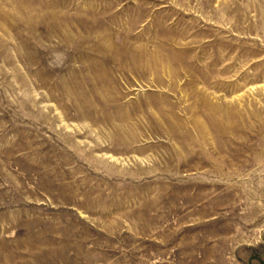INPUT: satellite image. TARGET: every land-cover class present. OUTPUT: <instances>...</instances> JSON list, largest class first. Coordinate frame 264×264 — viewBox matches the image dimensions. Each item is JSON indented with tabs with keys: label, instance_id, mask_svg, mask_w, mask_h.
Instances as JSON below:
<instances>
[{
	"label": "rangeland",
	"instance_id": "obj_1",
	"mask_svg": "<svg viewBox=\"0 0 264 264\" xmlns=\"http://www.w3.org/2000/svg\"><path fill=\"white\" fill-rule=\"evenodd\" d=\"M0 264H264V0H0Z\"/></svg>",
	"mask_w": 264,
	"mask_h": 264
}]
</instances>
